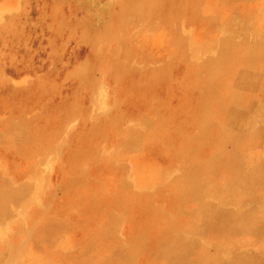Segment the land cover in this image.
<instances>
[{"label":"rangeland","instance_id":"obj_1","mask_svg":"<svg viewBox=\"0 0 264 264\" xmlns=\"http://www.w3.org/2000/svg\"><path fill=\"white\" fill-rule=\"evenodd\" d=\"M227 47H257L264 61V0H0V264H132L139 235L136 264H168L172 250L157 254L151 237L160 223L221 264H264V231L244 221L264 219V76L248 77V91L215 84ZM212 86L228 113L210 117L209 136L161 133L158 112ZM91 125L98 137L84 135ZM24 134L41 138L27 146ZM221 151L237 167L214 164L203 178L202 157ZM189 169L204 191L181 185ZM203 201L236 213L234 228L206 231Z\"/></svg>","mask_w":264,"mask_h":264},{"label":"bare ground","instance_id":"obj_2","mask_svg":"<svg viewBox=\"0 0 264 264\" xmlns=\"http://www.w3.org/2000/svg\"><path fill=\"white\" fill-rule=\"evenodd\" d=\"M146 1V0H145ZM149 2V1H148ZM151 2V1H150ZM156 2V1H155ZM182 7V6H181ZM158 12V11H156ZM154 13V12H153ZM145 15V14H143ZM166 18V17H165ZM210 20V19H209ZM237 43V42H236ZM259 45V43H258ZM230 47V46H229ZM227 47L226 51L227 53H224L223 54V58H228L229 56V60H226L224 61L226 64V71L224 72V69H222V72H224L222 74V72H219V74L216 75V78L214 83L217 82V83H221L223 81V78H224V81L225 80H235V82L231 85L232 87V91H237V89L239 91H248L249 90V87H248V83L246 82V80L248 79V77H253L254 76V73H256L257 71H261V75L264 76V61L262 60L263 58L261 57V55H259L258 53L256 54L257 52V47H255L253 50L255 52V56H249V55H246L244 52H242V50H238V49H233V47L229 48ZM229 48V49H228ZM119 51V50H118ZM228 54V56L226 55ZM220 58V57H219ZM221 60V59H220ZM225 60V59H224ZM197 67V66H196ZM194 69V67H193ZM204 69V68H203ZM234 69H236V71H234ZM140 70V69H139ZM200 70V69H199ZM198 70V71H199ZM197 71V70H196ZM195 71V72H196ZM203 74V71H201L199 74ZM221 73V74H220ZM126 74V73H125ZM197 74V73H196ZM205 74V73H204ZM154 75V74H153ZM152 75V76H153ZM260 75V74H259ZM155 76V75H154ZM157 76V74H156ZM188 76V75H187ZM190 76V75H189ZM131 77V75H130ZM159 79V78H158ZM157 79V81H158ZM254 79V78H253ZM133 80V79H132ZM139 81V80H138ZM154 81H156L154 79ZM156 81V82H157ZM187 82H188V85L191 86L193 82H191V80H188L187 79ZM199 82V81H198ZM254 82V81H253ZM258 82V81H257ZM264 82V81H263ZM137 83V82H136ZM151 84V83H150ZM197 84V83H196ZM216 84V83H215ZM264 84V83H263ZM144 85V84H143ZM149 85V84H148ZM134 86V85H133ZM155 86V85H154ZM156 86H158L156 84ZM246 86V88H245ZM259 87V86H258ZM150 89V88H149ZM207 89V93L206 94H203V95H200V96H194V105L192 106H187L186 107V103L184 104L183 103V106H185V108H182V110L176 112L175 114H173L172 112L167 115V116H163L160 114V112H158V115H160L162 118V120L159 119V122H160V128L162 129L161 133L164 132L163 134L165 135H168L169 138L174 136V137H177L178 136V132H182L183 130V127L185 128H193V130L195 131V138L197 140H200V139H204L206 136H209V132L210 130L212 129V123L210 121V117L215 114V115H218L222 112H227V110H225L224 108H222L223 105H221L220 103V100L218 98H216L214 96V94L211 93V91H213L214 89V86L212 87H209V88H205ZM216 89V87H215ZM222 90V89H221ZM256 91V90H255ZM254 91V93H255ZM130 92V90H129ZM142 92V91H141ZM144 92V91H143ZM134 93V91L132 92ZM131 93V94H132ZM150 93V92H149ZM210 93V94H209ZM135 94V93H134ZM264 94V93H263ZM154 95V94H153ZM192 95V94H191ZM156 96V95H154ZM232 96V95H231ZM254 96V95H253ZM134 97V96H133ZM151 97H152V94H151ZM193 98V97H192ZM216 98V100H215ZM252 98V97H250ZM257 98V97H256ZM188 100V99H187ZM156 101V100H155ZM192 101V102H193ZM234 101V100H233ZM238 101V100H237ZM253 101V100H252ZM232 102V101H231ZM237 106V105H236ZM250 107V106H249ZM156 108V107H155ZM246 109V108H245ZM232 110V109H231ZM240 110V109H238ZM245 112V111H244ZM249 112V111H248ZM246 113V112H245ZM243 114V113H242ZM249 114V113H248ZM165 115V114H164ZM214 115V116H215ZM213 116V117H214ZM223 116V115H222ZM241 116V115H240ZM229 118V117H228ZM247 118V117H245ZM156 121V119H154ZM153 120V121H154ZM200 121L201 124H199L200 126L202 125V127H200L197 122ZM101 123V122H100ZM150 123V122H149ZM18 125V124H17ZM20 125V124H19ZM90 125V124H89ZM218 125V124H217ZM219 126V125H218ZM155 127V126H153ZM157 127V126H156ZM155 127V128H156ZM228 127V126H227ZM245 127V126H244ZM21 128V127H20ZM30 128V127H29ZM33 128V127H32ZM94 128H98L96 127V125H91V126H86L83 133L85 135V132L87 131H90V134H91V137H95L97 136V133H99V131L97 132V130H95ZM159 128V127H158ZM263 128V127H262ZM27 129V128H26ZM233 129V128H232ZM242 129V128H241ZM245 129V128H244ZM158 130V129H157ZM219 130V129H218ZM235 130V129H234ZM153 131V130H152ZM240 131V130H239ZM81 131H79L80 133ZM18 133V132H17ZM26 133V132H25ZM76 133V132H74ZM78 133V134H79ZM89 134V133H88ZM129 134V133H128ZM133 134V133H132ZM251 134V133H250ZM83 135V136H84ZM71 136V135H70ZM23 137V141L26 143V145L28 146L30 142H33L35 141L36 139H40L41 137L37 138L35 136H33L32 134H24L22 135ZM98 137V136H97ZM96 137V138H97ZM160 137V135H159ZM260 137V136H259ZM1 138V137H0ZM72 138V137H71ZM85 138V137H84ZM219 138V139H218ZM229 136L228 135H224L223 137H215L214 139H211V142L212 144H223L224 142H226L228 140ZM262 138V137H261ZM94 139V138H93ZM136 139H137V136H136ZM84 140V139H83ZM138 140V139H137ZM93 141V140H92ZM46 142V141H45ZM85 142H86V139H85ZM87 143V142H86ZM264 143V142H263ZM76 145V144H75ZM222 146V145H221ZM182 147V146H181ZM183 148V147H182ZM21 149V148H20ZM200 150V149H199ZM189 151H192L190 148H189ZM27 152V151H26ZM25 153V151H24ZM185 155V154H184ZM182 157V156H181ZM229 154L225 151H221V154H219L217 157L214 158V161L213 162H209V160L207 161V158L205 156L202 157V163H203V171L200 172L202 173V177H206V173H209L211 170V168L213 167L214 164L216 165H221L222 167H225L226 169H234L237 167V164H238V161L235 162L234 164L231 163V161H229ZM183 158V157H182ZM261 160V159H260ZM181 161V160H180ZM263 161V160H262ZM245 162V161H244ZM258 162V161H257ZM184 163V162H183ZM213 163V164H212ZM261 163V161H260ZM255 164V163H254ZM264 164V163H263ZM188 165V164H187ZM253 166V165H252ZM251 166V167H252ZM255 167V166H254ZM253 167V168H254ZM192 169V167H190ZM189 169V171H187V175L186 177H182V179L180 180V183L182 186H184V188L186 189V191L188 193H192V194H196V193H200L201 191H204V189L202 188L201 186V190H197V188L199 187H194L193 186V183L192 181H194V176L191 174L192 170ZM198 169V168H196ZM193 170H194V167H193ZM251 173V171H250ZM263 174V173H262ZM261 174V175H262ZM181 177V176H180ZM196 177V176H195ZM201 175L198 177V180L200 182V179L202 178ZM193 178V179H192ZM248 176H245L242 177V180L243 182H245L244 184L245 185H249L250 184V179H247ZM253 178V177H252ZM179 179V178H178ZM261 180V179H260ZM211 182V181H210ZM179 183V184H180ZM262 183V182H260ZM77 184V183H76ZM208 184V183H207ZM211 184V183H210ZM170 185V184H169ZM168 185V186H169ZM262 185V184H261ZM80 186V185H79ZM166 186V185H165ZM171 186V185H170ZM121 187V186H120ZM119 187V188H120ZM163 187V186H162ZM258 187V186H257ZM118 188V189H119ZM166 188V187H165ZM164 188V189H165ZM243 188V187H241ZM248 188V187H247ZM251 188V187H250ZM163 189V190H164ZM255 190V189H253ZM119 191H121L119 189ZM167 191V190H166ZM240 191V190H239ZM123 193V192H122ZM124 194V193H123ZM203 194V193H202ZM17 195V194H16ZM15 195V196H16ZM118 195V194H117ZM132 195V194H131ZM205 195V194H203ZM87 196V195H86ZM122 196V195H121ZM136 196V195H135ZM138 196V195H137ZM85 197V196H84ZM128 197V195L126 196ZM139 197V196H138ZM144 197V196H143ZM151 197V196H149ZM158 197V196H157ZM177 197V196H176ZM205 197V196H204ZM125 198V197H124ZM135 198V197H133ZM147 198V197H146ZM170 198V197H169ZM206 198V197H205ZM205 198H202V199H205ZM82 199V198H80ZM87 199V198H86ZM136 199V198H135ZM143 199V198H142ZM210 199V198H209ZM88 200V199H87ZM139 200V199H138ZM137 200V202H138ZM144 200V199H143ZM147 200V199H146ZM151 200V198H150ZM170 200V199H169ZM168 200V202H169ZM182 201L184 203V199L183 198H179V201ZM19 201V200H17ZM83 201V200H82ZM163 201V200H162ZM177 201V202H179ZM206 201V200H205ZM203 201V205L201 207V209H199V213L202 212L206 219H205V225H204V228L206 231H212V232H215V231H220L221 229H226V230H232L234 228L233 224H234V221L236 219H238L236 217V213L234 214L233 212V215H228L225 214V213H215V212H212V210L210 209V206L205 202ZM133 202V201H132ZM142 202V200H141ZM144 202V201H143ZM153 202V201H152ZM215 202V201H214ZM20 203V201H19ZM162 203V202H161ZM137 204V203H136ZM140 205V204H139ZM153 205V204H151ZM160 205V204H159ZM167 205V204H166ZM189 205V204H188ZM112 206V205H111ZM132 206V205H131ZM137 206V205H136ZM145 206V205H144ZM221 206V205H220ZM157 207V205H156ZM155 207V208H156ZM165 207V206H164ZM163 207V208H164ZM250 207V206H249ZM109 208V207H108ZM112 208V207H111ZM218 208V207H217ZM221 208V207H220ZM226 208V206H225ZM126 209V208H125ZM136 209V207H135ZM153 209V208H152ZM151 209V210H152ZM196 209V208H195ZM224 209V207L222 208V210ZM226 210V209H225ZM243 210V209H242ZM251 210V209H250ZM133 211V210H132ZM142 211V210H140ZM144 211V210H143ZM147 211V210H146ZM154 211V210H153ZM157 211V210H156ZM160 211V209H159ZM162 211V210H161ZM264 211V210H263ZM152 212V211H151ZM150 212V213H151ZM236 212V211H235ZM240 212V211H239ZM243 212V211H242ZM250 212V211H249ZM154 213V212H153ZM152 213V215H154ZM170 213V212H169ZM197 213V212H196ZM251 213V212H250ZM144 215V214H143ZM146 215V214H145ZM170 217V216H169ZM201 217V216H200ZM50 218V221H51V216L49 217ZM118 218V217H117ZM147 218V217H146ZM156 218V217H155ZM160 218V216H159ZM132 219V218H131ZM143 220V219H142ZM156 220V219H155ZM203 220V219H201ZM147 221H148V218H147ZM163 221V220H162ZM239 221V220H238ZM245 221V229L250 231V232H254V235H258L260 234L259 232H262L264 231V219L261 221L260 219H255L253 217H247L244 219ZM55 222V221H54ZM217 222H219L217 224ZM45 223V222H44ZM142 223L141 225H144L143 222H140ZM147 223V222H146ZM156 223V222H155ZM153 224V223H152ZM176 224V223H175ZM174 224V225H175ZM215 224H217L216 226H214ZM173 225V226H174ZM47 226V225H46ZM45 226V227H46ZM138 226V225H137ZM44 227V226H43ZM61 227V226H60ZM140 227V226H139ZM145 227V225H144ZM143 227V228H144ZM137 229V228H136ZM149 230V229H148ZM173 230V229H172ZM45 231V230H44ZM47 231V230H46ZM136 231V230H135ZM144 231V230H143ZM179 232V230H178ZM199 232V231H198ZM35 233V232H34ZM134 233V232H133ZM143 233L142 231H136V234H141ZM151 233V232H150ZM29 234V232H28ZM135 234V233H134ZM183 235V234H182ZM194 235V234H193ZM196 235V234H195ZM194 235V236H195ZM45 236V235H44ZM43 236V237H44ZM192 237V235H190ZM199 236V234L197 235ZM151 237L154 238V240L157 241V254L158 253H161L162 251H168V250H172L171 251V254L169 255L168 257V264H221L219 263V261L217 260V257L219 256H216V255H210V254H207L201 250H197L193 245L187 243V244H184V243H181V241L179 240L178 238V235L177 233H173L172 234V231H170V228L168 225H165V224H159L158 225V228L155 232L154 235H152ZM185 237V236H184ZM141 241V244L136 247H132V250L131 251V247L128 249V251L130 252V256H131V259L130 261L132 262V264H136V262L138 261L139 258L143 257L144 254L142 253V250L144 248H146V241L147 240H142V235H139L138 237ZM195 238V237H194ZM193 238V240H195ZM50 239V238H49ZM134 239V238H133ZM147 239V238H146ZM258 239V237H257ZM199 240V239H198ZM35 241V240H34ZM49 241V240H48ZM57 241V240H56ZM37 242V240H36ZM55 242V241H54ZM192 242V241H191ZM194 242V241H193ZM196 243V242H194ZM54 244V243H53ZM90 245V244H89ZM93 245V244H92ZM218 245V244H217ZM128 246V245H127ZM220 246V245H219ZM222 246V245H221ZM40 247V246H39ZM89 246H87L86 248H88ZM204 247V246H203ZM94 248V247H92ZM100 248V247H99ZM223 248V247H222ZM102 249V247H101ZM125 249V248H124ZM199 249V248H198ZM100 250V249H99ZM113 250V249H112ZM123 250V249H122ZM86 251V250H85ZM98 251V250H97ZM102 251V250H100ZM253 251V250H252ZM208 252V251H207ZM221 252V251H220ZM246 252V251H245ZM257 252V251H256ZM236 253V252H235ZM254 253V252H253ZM84 254V253H83ZM97 254V253H96ZM128 254V255H129ZM213 254V253H212ZM247 254V253H246ZM223 255V254H222ZM257 257V256H256ZM223 258V257H222ZM259 258V257H258ZM225 259V258H224ZM223 259V260H224ZM258 260V259H257ZM257 260H253L252 258H238L236 259L233 263L231 264H257ZM260 260V258H259ZM264 260V259H263ZM260 264V263H259Z\"/></svg>","mask_w":264,"mask_h":264}]
</instances>
